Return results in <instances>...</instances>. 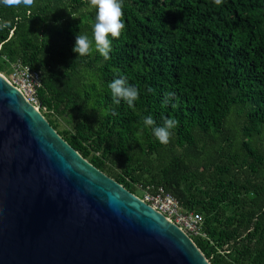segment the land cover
Here are the masks:
<instances>
[{
    "label": "trees",
    "instance_id": "obj_1",
    "mask_svg": "<svg viewBox=\"0 0 264 264\" xmlns=\"http://www.w3.org/2000/svg\"><path fill=\"white\" fill-rule=\"evenodd\" d=\"M34 5L0 6V73L39 72L41 113L83 158L135 195L163 189L201 215L191 238L212 264H264V0H122L108 60L89 0ZM121 77L139 91L132 105L113 102ZM166 119L176 124L161 144L153 128Z\"/></svg>",
    "mask_w": 264,
    "mask_h": 264
},
{
    "label": "water",
    "instance_id": "obj_2",
    "mask_svg": "<svg viewBox=\"0 0 264 264\" xmlns=\"http://www.w3.org/2000/svg\"><path fill=\"white\" fill-rule=\"evenodd\" d=\"M0 264H212L0 74Z\"/></svg>",
    "mask_w": 264,
    "mask_h": 264
},
{
    "label": "clouds",
    "instance_id": "obj_3",
    "mask_svg": "<svg viewBox=\"0 0 264 264\" xmlns=\"http://www.w3.org/2000/svg\"><path fill=\"white\" fill-rule=\"evenodd\" d=\"M221 0H215L219 4ZM91 7L96 9L95 24L93 29V38L95 42V50L105 59L110 58L111 38H119L122 30L125 29V23L122 19L124 12L122 8V0H89ZM0 6L10 8L15 7L25 10L34 7V0H0ZM9 25L0 22V30L7 28ZM91 42L89 37L84 34L76 36L73 51L78 56H85L90 52ZM113 102L119 104L123 100L128 105H132L139 97V91L129 84L125 78H117L109 84ZM172 95V94H168ZM41 112V111H40ZM145 125H153L154 121L149 116L144 118ZM176 122L172 119H166L162 127H154L153 134L161 144L169 142L170 130L174 128Z\"/></svg>",
    "mask_w": 264,
    "mask_h": 264
},
{
    "label": "built area",
    "instance_id": "obj_4",
    "mask_svg": "<svg viewBox=\"0 0 264 264\" xmlns=\"http://www.w3.org/2000/svg\"><path fill=\"white\" fill-rule=\"evenodd\" d=\"M0 74L22 92L29 103L41 111L42 106L38 92L42 84L39 72L31 70L21 63H17L12 65L10 76ZM139 198L149 204L154 210L164 215L169 221L176 224L190 237L202 235V216L185 213L179 201L170 193H167L163 189H159L156 194L147 190Z\"/></svg>",
    "mask_w": 264,
    "mask_h": 264
},
{
    "label": "rangeland",
    "instance_id": "obj_5",
    "mask_svg": "<svg viewBox=\"0 0 264 264\" xmlns=\"http://www.w3.org/2000/svg\"><path fill=\"white\" fill-rule=\"evenodd\" d=\"M136 196H138V197H142V196H143V192L139 190V191L136 193Z\"/></svg>",
    "mask_w": 264,
    "mask_h": 264
}]
</instances>
